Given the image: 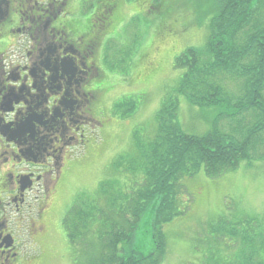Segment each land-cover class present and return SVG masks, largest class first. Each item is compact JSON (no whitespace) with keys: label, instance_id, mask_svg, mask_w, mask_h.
Listing matches in <instances>:
<instances>
[{"label":"rangeland","instance_id":"374dc122","mask_svg":"<svg viewBox=\"0 0 264 264\" xmlns=\"http://www.w3.org/2000/svg\"><path fill=\"white\" fill-rule=\"evenodd\" d=\"M95 3L96 0H76L66 6L70 34L83 36L91 29L97 12ZM115 4L113 17L105 25L108 36L101 47L100 71L104 74L97 78L101 85L96 101L104 109L101 128L86 150L75 149V158L68 159V164L65 159L61 162L65 164L59 181V173L52 171L50 184L47 181L44 187L35 186L28 208L15 215V219L21 220L20 223L13 220L18 227L17 234H13L22 245L18 249H30L28 254H32L26 262L22 261L24 264H82V258L76 253L83 246L74 249L66 236L63 226L66 213L80 194L100 191L102 198H110L117 191L113 188L141 187L136 176L122 169L124 163L117 165L118 159L140 155V146L135 151V143H146L155 137L156 115L166 102L179 100L177 121L187 134L204 135L217 119V111L192 106L188 98L177 93L184 70L174 65L175 58L187 49L206 47L215 15L213 2L116 0ZM2 19L3 16L0 26L4 23ZM46 45H43L45 49ZM19 47L16 43L7 51L10 55L6 63L27 61ZM103 48L107 53H103ZM209 77L228 98L235 100L242 95L241 82L231 76L217 71ZM126 99L135 100L137 106L130 117L121 119L119 113L113 115L114 106ZM245 115L240 119L219 118L216 127L239 138L256 121L252 114ZM259 138L262 141L252 151V159L241 161L237 169L213 179L200 169L195 176L181 180L184 196L190 200L189 209L162 226L166 252L161 264H197L201 258H204L203 264H209L212 256L219 263L236 264L241 257L238 243L224 228L220 229L221 234L213 235L211 225L221 217L229 218L232 223L264 218V158H261L264 133ZM9 168L10 161L8 171ZM44 193L48 194L47 200ZM143 218L133 246L137 252L148 255L155 247L152 212Z\"/></svg>","mask_w":264,"mask_h":264},{"label":"trees","instance_id":"16d2710c","mask_svg":"<svg viewBox=\"0 0 264 264\" xmlns=\"http://www.w3.org/2000/svg\"><path fill=\"white\" fill-rule=\"evenodd\" d=\"M211 1L215 15L206 47L186 50L174 65L184 70L177 93L188 98L192 106L217 111V119L208 133L187 134L177 121L179 100L166 102L156 115L155 137L146 143H135V151L140 146V155L118 159L117 165L124 163L122 169L136 176L141 187L113 188L117 191L110 198H102L100 191L78 196L66 213L63 226L71 245L83 246L82 264H161L166 252L162 226L189 209L190 200L184 196L181 180L195 176L200 169L211 179L235 170L241 161L252 158V151L262 141L259 136L264 133V0ZM108 3L103 13L92 18L91 29L98 30L96 33L102 34V27L112 17L110 10L115 6ZM217 71L241 82L240 97L228 98L211 80L209 75ZM136 106L135 100L126 99L117 103L113 112L124 119L132 115ZM243 114H252L256 121L239 138L216 127L219 118L240 119ZM149 212L155 247L144 255L134 249L133 241L143 215ZM211 228L213 235L221 234V228L227 229V234L238 243L241 257L236 264H264V218L232 223L221 217ZM209 261L222 264L214 256ZM197 262L203 264L204 260Z\"/></svg>","mask_w":264,"mask_h":264},{"label":"flooded vegetation","instance_id":"af4514ba","mask_svg":"<svg viewBox=\"0 0 264 264\" xmlns=\"http://www.w3.org/2000/svg\"><path fill=\"white\" fill-rule=\"evenodd\" d=\"M74 1L0 0V264H24L15 215L28 208L34 189L49 185L67 151L102 125L96 94L104 34L69 33L66 6ZM110 1H98L97 15ZM16 43L24 64L6 63Z\"/></svg>","mask_w":264,"mask_h":264}]
</instances>
